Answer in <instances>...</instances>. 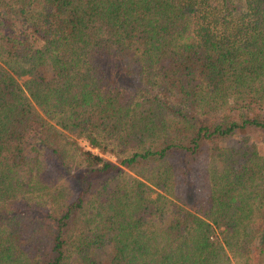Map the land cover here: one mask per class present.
<instances>
[{"label": "trees", "instance_id": "obj_1", "mask_svg": "<svg viewBox=\"0 0 264 264\" xmlns=\"http://www.w3.org/2000/svg\"><path fill=\"white\" fill-rule=\"evenodd\" d=\"M0 264H264V0H0Z\"/></svg>", "mask_w": 264, "mask_h": 264}, {"label": "rangeland", "instance_id": "obj_2", "mask_svg": "<svg viewBox=\"0 0 264 264\" xmlns=\"http://www.w3.org/2000/svg\"><path fill=\"white\" fill-rule=\"evenodd\" d=\"M84 145V143H82ZM94 152L96 153L97 151L94 150ZM106 159H111L109 156H104Z\"/></svg>", "mask_w": 264, "mask_h": 264}]
</instances>
